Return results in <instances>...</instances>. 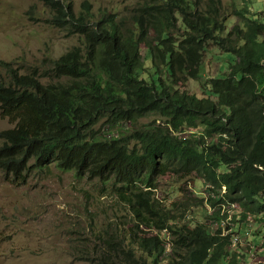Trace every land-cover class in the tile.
<instances>
[{
    "label": "trees",
    "instance_id": "1",
    "mask_svg": "<svg viewBox=\"0 0 264 264\" xmlns=\"http://www.w3.org/2000/svg\"><path fill=\"white\" fill-rule=\"evenodd\" d=\"M39 1L51 12L48 23L83 45L45 69L21 73L2 63L0 109L14 126L0 134V173L24 185L31 172L56 167L116 185L131 219L126 231L101 235V264L245 259L231 249L218 208L237 203L233 221H264V23L246 0L230 13L222 0H138L134 29L115 13L95 18L88 1L79 14L73 0ZM231 17L241 24L228 29ZM209 45L228 56V72L193 85ZM168 173L202 180L206 196L188 190L185 202L163 204L157 179ZM192 206L216 224L191 227L184 214Z\"/></svg>",
    "mask_w": 264,
    "mask_h": 264
},
{
    "label": "rangeland",
    "instance_id": "2",
    "mask_svg": "<svg viewBox=\"0 0 264 264\" xmlns=\"http://www.w3.org/2000/svg\"><path fill=\"white\" fill-rule=\"evenodd\" d=\"M86 1L95 18L115 13L124 27L135 28L138 0H73L77 14L84 10ZM222 1L227 13L235 5L238 8L244 6L243 0ZM246 2L249 10L264 23V0ZM50 17V10L39 0H0V70L6 62L21 73L36 66L45 69L76 45H83L80 36L49 24ZM237 23L241 24V20L231 17L227 22L228 29ZM146 40L152 43L151 36ZM146 45L147 42L143 43L142 52L150 65ZM218 54L213 45L208 46L203 55V78L191 84L203 87L208 78L228 72V56ZM218 67L223 71L217 73ZM162 77L168 81L167 74ZM182 90H189L185 83ZM151 118L146 117L143 122ZM13 126L0 109V134ZM157 186L156 198L168 206L172 202H185L189 197L188 190L192 197L206 196L204 182L196 178L181 180L168 173L157 179ZM118 195L113 183L107 185L90 176L79 178L75 172L56 167L49 173L38 169L31 172L24 185L12 183L0 173V264H101V251L105 248L101 235L111 228L126 231L131 219L117 203L121 201ZM232 204L236 203L227 202L222 207L226 217L220 221L224 235H232L231 249L245 254V259L237 257L238 264L264 263L262 217L251 216L242 223L233 221L240 215L242 207L227 213ZM179 207L176 212L183 214L184 208ZM192 207L193 211L184 214L190 220V226L194 227L198 222L209 224V219H205L207 213L202 208ZM252 247H255L253 251Z\"/></svg>",
    "mask_w": 264,
    "mask_h": 264
},
{
    "label": "clouds",
    "instance_id": "3",
    "mask_svg": "<svg viewBox=\"0 0 264 264\" xmlns=\"http://www.w3.org/2000/svg\"><path fill=\"white\" fill-rule=\"evenodd\" d=\"M237 204V203H236ZM224 205H225V203H223V204H221L220 206L221 207H219L218 209H220V208H222V207H224ZM239 205V204H238ZM215 209H210L209 211H210V213H212V211H214ZM222 209H220V211H221ZM228 213V212H227ZM221 216H225L223 213H222V211H221ZM264 235V234H263ZM262 238H263V236H262ZM263 243H264V238H263ZM253 256V255H252ZM253 261V260H252ZM252 263V262H251ZM261 263V262H260ZM248 264V263H247Z\"/></svg>",
    "mask_w": 264,
    "mask_h": 264
},
{
    "label": "built area",
    "instance_id": "4",
    "mask_svg": "<svg viewBox=\"0 0 264 264\" xmlns=\"http://www.w3.org/2000/svg\"><path fill=\"white\" fill-rule=\"evenodd\" d=\"M232 205H236V206H235V207H232ZM232 205H230V206H231V210H229L228 213H230L232 210H235V211H236V210L238 209V207H239L238 204H232ZM222 213H223V212H222ZM254 248H255V247H252V248H251V251H253ZM250 254H251V252H250Z\"/></svg>",
    "mask_w": 264,
    "mask_h": 264
}]
</instances>
